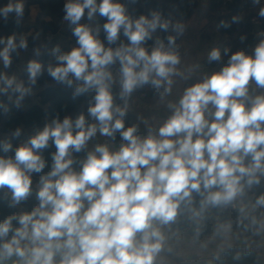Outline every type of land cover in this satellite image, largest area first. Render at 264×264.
Listing matches in <instances>:
<instances>
[{
  "label": "clouds",
  "instance_id": "9594fccd",
  "mask_svg": "<svg viewBox=\"0 0 264 264\" xmlns=\"http://www.w3.org/2000/svg\"><path fill=\"white\" fill-rule=\"evenodd\" d=\"M85 9L89 20L97 12L107 17L103 29L110 44L119 39L121 29L130 44L105 48L97 38L98 29L94 33L79 23ZM64 10V19L75 25L72 31L79 47L59 54L58 66L49 65L47 71L69 87L70 74L83 81L74 97L95 90V102L87 112L98 123L86 124L83 113L74 123L68 117L54 120L17 147L14 159L0 157V189L10 190L9 206L14 207L32 193L31 173L45 168L39 150L48 147L50 139L56 147L51 171L40 177L38 206L0 222V262L15 257L12 264H155L166 239L161 228L176 221L182 205L198 219L210 207L232 204L264 176V95L252 97L248 87L254 81L264 89V41L255 48L254 57L237 51L219 72L188 87L158 134L140 138L135 125L125 128L127 105H114L107 66L117 60L121 65V99L149 83L156 88L167 85L164 92H170L179 56L165 50L163 41L150 53L142 46L157 28L167 30L168 22L157 12L150 19L141 15L133 20L114 0L99 4L70 0ZM11 13L19 22L23 3L0 8L5 20ZM260 15L264 16V8ZM174 43L169 36L168 44ZM0 44L5 45L0 50L5 68L12 63V51L27 47L23 37L17 45L15 35L0 38ZM208 58L219 61L221 52L213 49ZM27 71L28 87L15 77L0 75L4 81L0 94L18 92L17 107L32 92L42 65L32 60ZM97 132L107 137L120 132L127 143L115 152L97 145L74 171L72 152L83 150ZM19 134L17 129L15 135ZM11 148L10 143L3 144L4 152ZM193 193L202 197L199 210L191 208ZM255 204L264 207V195ZM13 220L19 227H13Z\"/></svg>",
  "mask_w": 264,
  "mask_h": 264
},
{
  "label": "trees",
  "instance_id": "16d2710c",
  "mask_svg": "<svg viewBox=\"0 0 264 264\" xmlns=\"http://www.w3.org/2000/svg\"><path fill=\"white\" fill-rule=\"evenodd\" d=\"M100 0H97V3ZM70 0H24L23 16L19 18L21 25L24 23V18L29 14V7L32 4L39 5L40 9L48 14L51 19L40 20L39 24L44 34L56 33L60 28V19L64 18L65 10L64 6ZM82 2V0H81ZM114 2L120 3L125 6L126 14L131 19H138L141 15L151 18L152 12H157L161 16L162 21H167L169 27L167 30L157 28L155 31L160 36L165 45L167 51L175 49L182 37V31L178 28L183 26V22L187 20L193 13L197 0H114ZM0 8L2 6V0H0ZM264 8V0H209V10L216 14V27L221 34V38L214 47L221 52V59L219 61H210V66L213 68L221 66L223 63L229 62L230 57L237 51L244 52L251 47L259 33L264 34V16L260 15V10ZM87 9H85V15L79 21L80 24H86L92 28L93 32L98 31L97 38L104 44L105 48L111 47L113 49L120 47L121 45L130 44L129 39L123 34L121 29L119 39L114 43H109L107 40V34L103 29V25L107 22V17L101 16L97 12L94 16V20H89L87 17ZM17 20L15 13L9 14L5 20L3 16H0V38L7 39V37L15 35V21ZM256 18L258 23L252 21ZM259 27V29L256 28ZM75 25H73V28ZM25 31H27L25 29ZM155 31L152 33L151 39L146 40L142 46L150 53L151 46L155 44ZM175 38V43L168 44V37ZM27 38L28 47H35L38 43V38L35 33L29 35ZM4 48V44H0ZM71 45H78L77 37L70 33V37L67 43H60L55 48H59V52H48L40 56L37 62L42 65V72L38 75L35 85H31L32 89L43 87L39 91L38 103H30L27 97H23L20 100L19 107L16 105L18 92H12L9 90L8 95L0 94V157L13 158L15 157V149L22 144L26 143L29 138L36 135L39 131H42L46 125H50L53 119L57 117L59 121H63L64 118H71L73 123L77 116L83 113L86 117V124L98 123L94 118L89 116L87 109L90 104H93L95 90H89L79 96L73 95L75 88L78 84H82L83 81H76L74 77L73 85L69 87L67 84L58 83L52 78L47 71L49 65L53 67L58 66L60 63L56 57L59 54L70 52L74 47ZM79 46V45H78ZM227 50V51H225ZM12 63L9 67H12L19 59V49L10 53ZM120 71L121 65L117 60L114 64L110 65L108 71L112 74L111 91L114 98V105H119L122 99L120 97L121 88L117 85V77L114 74V70ZM21 79L24 81L25 87H28L29 73L24 70L21 74ZM4 86V82L0 84V87ZM163 87L156 88L151 83L138 87L133 93L142 94V100L146 103H152L157 100ZM12 95L9 98V95ZM6 98V100H4ZM129 97L123 99L127 101ZM144 114L142 112L126 111L124 116L125 128L135 125L137 127L136 135L140 138L150 131L144 120ZM20 130V134L15 135L16 130ZM75 130V129H74ZM76 131V130H75ZM108 142H112L115 145L121 146L127 143L121 138L120 132H116L114 137L105 136ZM10 143L12 148L8 152H4L3 144ZM56 152V147L50 139L48 147L39 150L40 155L45 161V168L40 173L32 172V193L28 198L22 201L19 205L10 207L11 192L6 187L0 189V222H2L7 216L17 214L19 209L22 212L31 211L39 201L36 198V192L38 191V185L40 177L46 175L51 171L53 166V154ZM89 153V147H86L80 152H72L71 156L74 161L72 168L74 171H79L82 162L86 159ZM250 159V158H249ZM260 184L254 185L251 189L245 188V194L241 197L243 204L252 202L254 205L256 199L260 195H264V176L260 177ZM202 197L196 193H193V204L191 208L193 210H199L200 201ZM261 207L257 211L252 213V221L255 222L259 217ZM216 216L222 225H230L234 228L239 227L243 222V214L239 207L233 209L230 205L221 206L216 208L206 209L198 219H193L192 211L184 205L181 206L180 214L177 216L175 222L169 224L171 228H176L178 231L187 230L194 220H200V225L194 229L193 237L196 241H200L207 234L213 230V218ZM13 227H19L16 220H13ZM12 233H9V239ZM217 258L224 264H261L262 258L259 252L255 249L242 248L239 245L222 249Z\"/></svg>",
  "mask_w": 264,
  "mask_h": 264
},
{
  "label": "crops",
  "instance_id": "0c3cea01",
  "mask_svg": "<svg viewBox=\"0 0 264 264\" xmlns=\"http://www.w3.org/2000/svg\"><path fill=\"white\" fill-rule=\"evenodd\" d=\"M22 1L24 0H2V6L5 7L9 3L15 4ZM99 3L100 1L97 4ZM211 17L213 18L211 19ZM42 19L47 21L51 17L45 14L39 5H30L29 14L24 18V23L21 25L22 32L16 35V43L19 45L21 37L27 41L26 37L33 33L37 35L38 43L33 48L28 47V45L26 48L18 46L19 59L12 67L5 68L3 61L0 59V75L9 78L15 77L17 82L24 84L21 74L27 69L30 61H37L41 55L52 52L58 44L68 42L73 29L72 24L67 36L60 34L61 24L58 32L44 34L39 24ZM60 22L65 23L67 21L62 18ZM214 31H217L216 35H213ZM220 38L221 34L216 27V14L210 12L209 0H197L193 13L183 22L182 37L179 43L171 51L180 58V63L175 66L176 74L171 76L173 81L171 91L165 93L164 87L167 86L165 85L160 97L152 103L143 102L142 94L132 93L122 106L124 108L127 105L126 111H134L136 113L140 111L144 114L143 120L150 126V131L145 133L141 138L147 137L150 132L153 135H157L159 127L173 114L174 108L178 106L179 99L182 97L184 91L211 75L196 74L198 69L197 63L203 61L207 56L209 57V50L211 48L214 49ZM262 41H264V34L259 33L255 43L246 49L244 54L254 57V50ZM156 46L158 45L155 41V44L151 46V51ZM71 47L79 46L71 45ZM2 49L3 46L0 45V50ZM1 81L4 82L3 80ZM120 82L121 78H117V85L121 88ZM248 87L250 96L264 95V90L257 87L254 81H250ZM42 88L32 89V92L25 95V97L30 100V103H38L39 91ZM9 96L12 97L11 94ZM245 104L246 107L251 106L250 101H246ZM54 120H57V117ZM87 145L89 152L94 151L97 145H107L109 150L113 152L118 151L120 148V146L108 142L105 136H101L99 132L87 142ZM247 162L248 160L245 161V163ZM239 208L240 210L243 209L241 212L243 214V221L247 222L246 228H241V226L234 228L230 225H222L218 217L213 216V230L200 241H196L193 237L194 231L190 232L193 223L184 231H178L176 228H171L168 225L163 226L161 231L166 238L164 250L157 257L155 264H224L217 258L218 253L224 248L235 245L257 250L262 258L261 264H264V228L261 227V225H264V207H261L259 217L255 222L252 221V213L257 211L259 207L252 202L246 204L241 202ZM22 213L21 209L17 211V214ZM198 221L200 222V220ZM12 259L16 258L13 257ZM12 259L8 260L9 264H12Z\"/></svg>",
  "mask_w": 264,
  "mask_h": 264
},
{
  "label": "water",
  "instance_id": "95a60500",
  "mask_svg": "<svg viewBox=\"0 0 264 264\" xmlns=\"http://www.w3.org/2000/svg\"><path fill=\"white\" fill-rule=\"evenodd\" d=\"M213 17H211L212 19ZM14 21H15V30H14V33L17 35L19 33L22 32V27H21V24L20 22H17V20L14 18ZM212 21V20H210ZM62 27L60 29V34H62L63 36H67L69 31H70V27H71V23L69 21L65 22V23H62V22H59ZM257 29H259L258 26H256ZM96 33V32H95ZM217 34V31H214V34L213 35H216ZM155 41H156V44L158 45V43L161 40L160 36L158 35V33L155 31ZM213 50V48H211L208 52V55L210 54V52ZM2 60V59H1ZM228 62L226 63H223L221 66L219 67H216V68H213L210 66V60L208 58V56L201 62H198L197 63V71H196V74H212L214 72H219L224 66H227ZM110 65L107 66V69H109ZM2 83V81L0 80V84ZM6 100V98L4 99ZM73 134H75V130L73 131ZM248 163V162H247ZM246 163V164H247ZM31 178H32V173H31ZM213 218V216H212ZM214 219V218H213ZM200 225V222L197 221V220H194L193 221V224H192V228L190 229V232H193L194 229ZM241 228H246L247 227V222L246 221H243V223L240 225ZM0 264H4V262H0ZM6 264H9V261L6 262Z\"/></svg>",
  "mask_w": 264,
  "mask_h": 264
},
{
  "label": "built area",
  "instance_id": "2783aa9c",
  "mask_svg": "<svg viewBox=\"0 0 264 264\" xmlns=\"http://www.w3.org/2000/svg\"><path fill=\"white\" fill-rule=\"evenodd\" d=\"M252 21H253L254 23H258V21H257L256 18H253ZM114 74L116 75L117 78H121V74H120V71H119V70L115 69V70H114ZM263 90H264V89H263ZM124 103H125V101L122 99L121 103H119V105H117V106H119V107L122 108V106H123ZM241 202H242V201H241V197H237V199H236L232 204H229V205H230L231 208L236 209L237 207H239V204H240ZM37 206H38V204H36V205L34 206V208L37 207ZM14 214H16V213H14Z\"/></svg>",
  "mask_w": 264,
  "mask_h": 264
}]
</instances>
